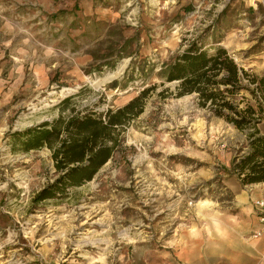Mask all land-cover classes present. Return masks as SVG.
<instances>
[{"label":"rangeland","instance_id":"rangeland-1","mask_svg":"<svg viewBox=\"0 0 264 264\" xmlns=\"http://www.w3.org/2000/svg\"><path fill=\"white\" fill-rule=\"evenodd\" d=\"M219 15V43L264 75L261 0H0V264H142L204 197L228 196L249 129L208 117L161 74ZM136 96L93 177L36 199L61 172L57 139L23 150L14 132L85 110L106 120Z\"/></svg>","mask_w":264,"mask_h":264},{"label":"trees","instance_id":"trees-1","mask_svg":"<svg viewBox=\"0 0 264 264\" xmlns=\"http://www.w3.org/2000/svg\"><path fill=\"white\" fill-rule=\"evenodd\" d=\"M221 19L217 16L188 38L161 74L165 82L176 81V95L193 94L196 105L208 117L221 118L236 129H249L243 147L231 160L230 169L242 183L264 181V134L256 127L264 121V75L238 65L228 49L219 43L221 34L216 31L223 26ZM144 92L142 89L141 93ZM137 99L138 96L130 99L114 111L107 110L106 120L99 113L85 110L15 131V139L20 141L23 150L46 145L52 136L57 139L56 146H49L54 167L61 172L35 198L41 200L61 194L64 186L91 179L113 151L114 127L123 121L120 116ZM107 141L111 143L108 145Z\"/></svg>","mask_w":264,"mask_h":264},{"label":"crops","instance_id":"crops-1","mask_svg":"<svg viewBox=\"0 0 264 264\" xmlns=\"http://www.w3.org/2000/svg\"><path fill=\"white\" fill-rule=\"evenodd\" d=\"M256 127L264 134V121ZM228 167V196L204 197L192 226L178 227L161 249L143 251L142 264H264V222L253 206L264 181L242 183Z\"/></svg>","mask_w":264,"mask_h":264},{"label":"built area","instance_id":"built-area-1","mask_svg":"<svg viewBox=\"0 0 264 264\" xmlns=\"http://www.w3.org/2000/svg\"><path fill=\"white\" fill-rule=\"evenodd\" d=\"M264 5V0H261ZM254 209H256V212L258 213V219L261 222H264V194L260 197H257L253 201Z\"/></svg>","mask_w":264,"mask_h":264}]
</instances>
